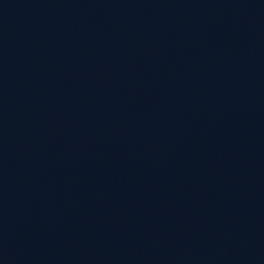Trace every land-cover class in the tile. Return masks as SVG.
Segmentation results:
<instances>
[{"label": "water", "instance_id": "water-1", "mask_svg": "<svg viewBox=\"0 0 264 264\" xmlns=\"http://www.w3.org/2000/svg\"><path fill=\"white\" fill-rule=\"evenodd\" d=\"M0 264H264V0H0Z\"/></svg>", "mask_w": 264, "mask_h": 264}]
</instances>
